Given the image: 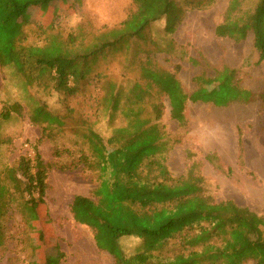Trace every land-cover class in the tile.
Listing matches in <instances>:
<instances>
[{"label":"trees","instance_id":"1","mask_svg":"<svg viewBox=\"0 0 264 264\" xmlns=\"http://www.w3.org/2000/svg\"><path fill=\"white\" fill-rule=\"evenodd\" d=\"M53 1L0 0V65L20 79L30 95L31 122L51 138L55 128L67 122L46 102L31 95V88H43L47 94L76 95L93 77L101 79L103 75L95 76L94 69L109 51L132 39H145L157 21L165 20L166 31L173 34L186 14L176 0H133L134 8L119 25L94 30L82 22L64 36L55 32L57 19L65 14L58 13L46 24L34 22L46 34L42 43L22 44L24 24L32 14L24 23L19 18L31 6ZM201 3L199 6L207 4ZM72 4L82 6L84 0H71ZM215 32L237 42L253 35L258 62H263L264 0L247 9L243 0H230ZM140 70L143 83H134L126 93L123 87L111 83L104 98L113 113L122 110L127 118L125 125L113 129L109 140L118 150L134 148L135 156L129 158L130 162H120L122 170L113 174L106 166L101 139L89 135L92 158L84 154L82 161L98 171L100 182L93 196H75L71 205L75 220L93 230L97 246L113 255L116 264H264V216L232 199L217 200L206 194L200 163H192L181 175H174L168 166L169 149L183 138L181 134L169 138L164 98L169 102L170 117L186 128L189 103L204 97L199 92H187L177 72L158 68L151 57ZM216 77L228 90L214 93L211 101L223 106L256 102L264 114V89L242 86L237 68L224 65L216 69ZM148 104L150 115H144ZM23 111L19 101H9L1 109L0 118L22 115ZM39 142L34 158L22 155L16 164L0 169V247L6 244V222L12 207L28 227L40 219L48 168L38 150ZM206 159L225 171L218 154L209 153ZM129 236L142 240V246L131 254L122 245V239ZM45 264L63 262L49 258Z\"/></svg>","mask_w":264,"mask_h":264},{"label":"rangeland","instance_id":"2","mask_svg":"<svg viewBox=\"0 0 264 264\" xmlns=\"http://www.w3.org/2000/svg\"><path fill=\"white\" fill-rule=\"evenodd\" d=\"M176 1L184 6L186 14L175 33L166 31L165 20L153 23L145 39H132L100 58L94 74L103 76L84 83L78 94L30 89L31 95L65 117L66 125L55 128L52 138L31 122L30 95L23 90L20 79L0 65V111L9 101H19L24 107L22 115L0 118V169L16 164L22 155L34 158L40 139L38 150L48 168L40 219L28 227L12 207L6 222V244L0 247V264H45L49 258L61 259L63 264H116L113 255L97 246L93 230L75 220L71 205L76 195L93 196L100 182L98 171L82 161L84 154L92 158L91 133L101 139L106 166L113 174L122 170L120 162H130L129 158L135 156L134 148L118 150L109 140L113 129L125 125L127 118L122 110L113 113L104 98L111 83L123 87L125 93L134 83H143L140 67L148 57L158 68L177 72L187 92H199L204 97L189 103L186 128L170 117L169 102L164 98L169 138L179 134L183 138V142H174L167 153L170 170L181 175L192 163H200L206 194L217 200L232 199L264 216V114L260 105L223 106L210 100L214 93L228 90L216 77V69L224 65L238 69L242 86L263 90L264 61L258 62L253 35L241 42L217 36L216 26L223 20L230 0ZM257 1L243 0V6L253 8ZM201 2L207 4L199 6ZM133 8V0H84L82 6H71V0H56L31 6L19 18L24 23L32 14L24 24L20 42L42 43L46 34L34 22L46 24L58 13L65 14L57 19L55 32L67 36L82 22L94 30L117 26ZM126 103L124 96L122 104ZM150 110L148 104L144 115H150ZM209 153L218 154L225 171L206 159ZM122 245L131 254L142 246V240L124 237Z\"/></svg>","mask_w":264,"mask_h":264}]
</instances>
